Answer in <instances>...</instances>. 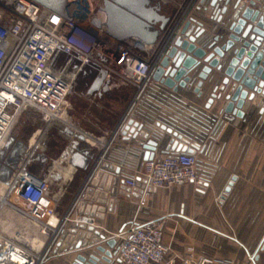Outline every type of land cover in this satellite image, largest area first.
Returning a JSON list of instances; mask_svg holds the SVG:
<instances>
[{
  "label": "built area",
  "instance_id": "2783aa9c",
  "mask_svg": "<svg viewBox=\"0 0 264 264\" xmlns=\"http://www.w3.org/2000/svg\"><path fill=\"white\" fill-rule=\"evenodd\" d=\"M104 1L67 0L64 16L35 0H0V153L7 148L9 135L25 110L38 109L49 124V114L61 116L68 108V96L80 75L92 73L94 83L101 71L106 72L101 89L111 88V82L116 87H134L131 101L112 136L122 135L139 153L145 154L144 145L149 139L158 143L157 149L151 159H145L144 155L143 165L133 174L123 173L120 165H115L120 167L118 174L102 169L103 150L92 164L77 201L61 218L50 194L49 178L29 168L33 158L30 155L45 147L38 140L30 142L33 148H26L8 180L0 179L5 187L0 192V210L8 206L23 214L40 226L48 242L44 251L39 252L32 240L28 237L27 242L23 240L22 234L0 233V264H43L50 255L60 254L53 251L69 222L71 226L77 222L94 224V216L85 214L73 218V214L76 205L82 202L88 180L93 174V179H97L100 171L124 180L130 196L135 188L143 189L141 197H136L137 209L141 211L148 206L145 193H150L149 187L170 189L192 183L199 191H205L210 183L217 158L215 139L227 121L224 112L209 115L178 91L153 78L190 12L203 8L205 0H150L151 6L160 7L161 13L170 18L153 44L134 37L118 39L109 34ZM130 120L134 123L129 124ZM163 127L170 128L172 133ZM176 142L187 146V150L172 151ZM158 151L162 154L156 156ZM12 195L22 205L13 203ZM109 238L123 240L117 253L121 264H163L170 250L160 221L140 223L134 219L121 233ZM181 264H234V261L200 257L184 258Z\"/></svg>",
  "mask_w": 264,
  "mask_h": 264
},
{
  "label": "crops",
  "instance_id": "0c3cea01",
  "mask_svg": "<svg viewBox=\"0 0 264 264\" xmlns=\"http://www.w3.org/2000/svg\"><path fill=\"white\" fill-rule=\"evenodd\" d=\"M236 1L231 0L221 23L212 18L211 0H205L203 4L205 10L195 8L186 19L184 25L192 18L203 24L205 32L198 38L197 44L206 48L208 53L213 51L208 49V46L215 36H222L216 46H222L228 41L230 31L227 26L232 23L231 16L234 13ZM240 46L241 44H237L221 58L223 68L213 69L201 88V95L195 92V88L200 80L198 73L206 65L203 60L190 74L192 79L187 87L179 88V94L209 115L223 113L226 99H215L209 108L208 100L214 87L220 85L226 76L225 70L234 57V49ZM82 75L85 76L87 83L93 84L95 76L92 73ZM89 90L88 94L92 96ZM110 91V126L101 128L94 125V128L87 131L72 125L71 128L60 130L61 135L66 139L65 144L57 146L56 150L55 147L45 144L44 152L53 162V167L49 172L43 170L39 174L49 178L50 194L56 213L61 218L77 201L92 164L103 150H105L103 164L120 165L123 173L133 174L143 165L144 152H136V148L133 150L131 141L125 140L122 135L112 136L125 112L121 110L117 102L122 105L128 102V98L131 99L133 96L134 87L131 85L116 87L111 82V88L105 87L95 92V98L102 102L103 96L110 95ZM252 104L256 109L251 115L246 112L248 118L236 117L233 121L223 122L215 139L217 158L210 183L205 191H199L192 183H185L170 189L146 192L148 206L141 211L134 206L138 199L128 193L122 198L118 187L116 199H120L115 211L107 210L104 219L92 217L95 227L108 237H113L121 233V230L131 224L134 219L140 223L160 221L163 224L164 241L170 247L163 264H181L184 258L198 259L200 257L232 260L234 264H264V113H260L264 96L257 93ZM48 119L50 122L54 119L62 120L50 114ZM75 141L82 149L89 150L94 155L87 170L72 164L71 147ZM19 142L24 143L23 140H15V135L11 132L7 151L3 153L8 155ZM30 142L29 146L26 143L24 146L32 149ZM65 151H68L67 155H64ZM160 154L162 153L158 151L156 156ZM30 156L34 157V154ZM3 163L1 161V165ZM36 167H40L39 163H29L32 171H35ZM231 182L232 185H230ZM228 187L229 190H227ZM82 202H84L83 198ZM82 202L76 205L73 218L90 215L85 212L89 211L94 204L85 202L81 211L78 208ZM71 224L69 222L68 227ZM122 242V239H118L116 246H120ZM69 244L65 241L61 249L68 247ZM98 244L110 251L116 249V247L110 248L105 241ZM92 253L104 255L97 250L96 245H93L78 252L50 255L44 264H72L77 255L82 254L88 257ZM98 263L121 264V261L118 255H115L111 258V262L100 260Z\"/></svg>",
  "mask_w": 264,
  "mask_h": 264
},
{
  "label": "water",
  "instance_id": "95a60500",
  "mask_svg": "<svg viewBox=\"0 0 264 264\" xmlns=\"http://www.w3.org/2000/svg\"><path fill=\"white\" fill-rule=\"evenodd\" d=\"M35 1L51 11L66 16L67 0ZM230 2L231 0H211L212 18L215 21L223 22ZM104 11L107 15L108 32L113 37L118 39L134 37L149 44L157 42L160 31L166 28L170 20L169 17L161 13L160 7L151 6L150 0H105ZM231 20L232 23L227 26L230 31L228 41L222 46H216L222 36H215L208 46V49H213V51L208 53L206 48L197 44L198 38L205 32L203 24L194 18L190 19V22H187L174 37L172 44L165 51L160 64L153 73L155 80L178 91L180 87H187L192 79L190 74L203 60L206 65L198 73L200 80L195 88V92L201 95V88L213 69L221 70L223 68L221 58L225 56L227 51L237 44H241L240 47L234 49V57L225 70L226 76L220 85L214 87L207 104L209 108L215 99H226L227 103L223 112L225 113L224 119L227 121H233L236 117L248 118L246 112L251 115L256 109L252 104L256 94L259 93L264 96V0H237ZM105 77L106 72L101 71L89 92L93 93L101 89ZM228 86H230L229 89ZM260 113H264V104ZM132 123L134 121L130 120L129 124ZM166 130L168 133H172L170 128H166ZM173 134L180 137L176 132ZM144 136L148 137L147 134ZM80 138L83 139V137ZM157 145L155 140H148L144 145L146 149L145 159L153 158ZM71 148L72 164L87 170L94 155L89 150L82 149L77 141L72 143ZM171 150L185 151L187 146L176 142ZM5 152L0 153V162H4L2 165L0 163V179L6 182L13 168L25 155L26 146L19 142L8 155ZM67 154L68 151H65L64 155ZM31 162L39 163L40 167H36L37 169L34 171L37 174L43 170L49 172L53 167V162L49 160L44 150L36 152ZM102 169H109L117 174L120 172V167L109 163H104ZM94 175L88 180L86 191L82 196L84 202L79 204L78 209L81 210L85 202L93 203V207L85 213L104 219L105 212L107 210L115 211L119 203L120 198L116 199L118 187H120L119 193L122 198L129 189L125 188L124 180H120L113 173L100 171L97 174V179H93ZM148 190L151 192L157 189L149 187ZM142 193L143 189L135 188L132 195L140 198ZM134 206L137 208V205ZM65 241L70 244L61 249ZM101 241H105L110 248L116 247V249L114 251L106 249L98 244ZM116 244L115 238H109L94 224L77 222L74 226L62 230L61 238L57 242L58 249L56 248L53 253L56 254L57 251L60 253L79 251L96 245L97 250L104 255L99 256L97 253H92L87 257L79 254L72 264H99L100 260L111 262V258L117 255L120 247Z\"/></svg>",
  "mask_w": 264,
  "mask_h": 264
},
{
  "label": "rangeland",
  "instance_id": "374dc122",
  "mask_svg": "<svg viewBox=\"0 0 264 264\" xmlns=\"http://www.w3.org/2000/svg\"><path fill=\"white\" fill-rule=\"evenodd\" d=\"M89 88L90 84L85 80V76L81 74L68 96V108L64 111L63 115L61 114V116L58 117L62 118V120L55 119L52 122L49 121L48 124L41 111L29 107L20 115L18 122L11 131L15 135V140H23L28 146L29 141L34 143V141L38 140L41 145H44L43 147L46 148L45 144H47L55 147L56 150L57 146L66 143V139H64V136L60 133L61 129L74 126L88 131L94 128V125L101 126V128L110 126L111 91L110 95H104L102 102H99V100L95 98V93H92V96L88 94ZM129 100L131 101V99L128 98V102L123 105L117 102V105L121 106L120 108L123 112L128 107ZM97 102L99 104H97ZM103 114L106 115L104 116ZM66 121L69 123H65ZM4 188L5 187L0 184V192H3ZM11 201L17 205H22V203L16 199L15 195L11 196ZM0 233L13 236L22 234L33 241L34 248L39 252L44 251V245L48 242V237L42 233L39 225L8 206H4L0 210Z\"/></svg>",
  "mask_w": 264,
  "mask_h": 264
},
{
  "label": "bare ground",
  "instance_id": "6f19581e",
  "mask_svg": "<svg viewBox=\"0 0 264 264\" xmlns=\"http://www.w3.org/2000/svg\"><path fill=\"white\" fill-rule=\"evenodd\" d=\"M146 49H148V48H146ZM50 115H53V116H55L54 114H50ZM59 117V116H58ZM48 119V118H47ZM6 195V194H5ZM4 202V201H3ZM23 238V240H25L26 242L28 241V238L27 237H22Z\"/></svg>",
  "mask_w": 264,
  "mask_h": 264
}]
</instances>
